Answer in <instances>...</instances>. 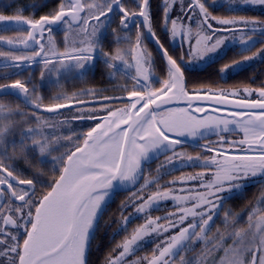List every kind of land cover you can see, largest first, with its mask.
I'll return each instance as SVG.
<instances>
[{
	"label": "snow or ice",
	"instance_id": "6c2138e0",
	"mask_svg": "<svg viewBox=\"0 0 264 264\" xmlns=\"http://www.w3.org/2000/svg\"><path fill=\"white\" fill-rule=\"evenodd\" d=\"M256 5L264 0L4 5L12 14L0 12V25L16 35H0V71L16 78L0 83L15 97L0 102V264H101L98 233L121 191L131 195L111 240L144 222L102 264H264V80L225 86L264 63V18L239 14ZM101 68L110 87H64ZM253 183L254 203L226 208ZM165 201L175 211L153 217ZM217 221L225 231L209 239ZM147 237L151 258L129 260Z\"/></svg>",
	"mask_w": 264,
	"mask_h": 264
},
{
	"label": "trees",
	"instance_id": "16d2710c",
	"mask_svg": "<svg viewBox=\"0 0 264 264\" xmlns=\"http://www.w3.org/2000/svg\"><path fill=\"white\" fill-rule=\"evenodd\" d=\"M11 2V0H0V12H3L4 14H12V10L11 9H5L4 5L9 4ZM33 2H37V0H18L19 4H29V3H33ZM25 15H29V12H25ZM9 32H14V31H8L6 33L9 34ZM237 50H230L228 51L225 59L223 61H221V63H225V62H230L231 59L236 55ZM3 58H0V60H2ZM217 69L220 67V64H217L215 66ZM9 69L8 71L11 72ZM100 71L101 70H97L98 74L96 75L95 81L89 83V84H83L80 85V83H78L79 87L77 86L75 81L72 82H68L64 85V87L69 91H74L76 89H81V88H85V85L88 86H99L100 84H103L106 80H104V78L100 75ZM212 69H209V72H211ZM37 78L39 76V73H36ZM197 75H199V77L201 79H204L206 74L203 73H199L193 74V77L195 78ZM4 73L2 71H0V83H10L11 79H15L16 77H11L9 80H5L4 78ZM255 79L256 80V84H259L261 80H264V63H260L255 67H248L245 71L239 73L238 75L234 76L232 79L228 80V84L225 86H230L231 84L240 82V81H244V82H249L250 80ZM72 88L74 90H72ZM44 91L46 94H54L55 93V89H52L51 91L49 90L48 86L45 85ZM15 99V97L13 96H4V95H0V102H9V101H13ZM187 150L190 154L195 155V152L193 151V149L191 147H186ZM131 195V192L129 193H118L115 196L114 201L111 203L110 208L108 210V212L105 214L104 217V222H102V229L101 231L98 233V240L97 243L100 246L99 251L96 253V257L99 259V261L103 262L104 258L109 255L111 253V250L115 247L114 245L116 244V242H112L111 243V236L112 233L115 232L117 230V228L119 227L118 222L122 221V216H121V212H120V206L122 203L127 202L129 196ZM260 195V191L256 188H249L246 193H245V199H237V200H231L228 202V204L226 205L227 207H231L233 209L234 212H241L243 209H245L246 207L249 206L250 203H254L255 200L258 198V196ZM175 209V208H174ZM133 209L129 208L124 215H128L130 212H132ZM223 214H221L222 216ZM246 220V217H245ZM138 223H143V219L141 221H137ZM136 222V220L134 219L132 221V223L130 224L132 226V228H135L138 226V223ZM129 225V226H130ZM216 228L221 229L222 232L225 231L224 227L222 224H220L219 221H217L216 227L213 228V231L209 234V239H211L216 232ZM131 230L132 229H128L127 233H123V234H119L118 236L115 237V240L118 241L117 239L120 238L119 242L122 241V239L125 238V236H130L131 234ZM110 242V243H109ZM203 250V245H199L197 246L196 250L194 252H190L187 255L192 257V256H198L200 255V253ZM114 255V253H112Z\"/></svg>",
	"mask_w": 264,
	"mask_h": 264
},
{
	"label": "flooded vegetation",
	"instance_id": "af4514ba",
	"mask_svg": "<svg viewBox=\"0 0 264 264\" xmlns=\"http://www.w3.org/2000/svg\"><path fill=\"white\" fill-rule=\"evenodd\" d=\"M223 8H221V9H219L218 11H221ZM224 10L225 9H223V14H228V13H226V11L224 12ZM217 11V12H218ZM241 13V12H240ZM242 14H247V15H250V16H260L261 18H264V15H262V14H264V9L262 8L261 10L260 9H258V10H254V11H246V12H243ZM1 27V26H0ZM1 28H3V27H1ZM0 35H7V36H15L16 35V33L15 32H9V34L8 33H6V32H4L3 30H1L0 31ZM54 39H56L58 42H62L63 41V39H64V36H63V33L61 32V33H58L57 35H55L54 36ZM152 45L151 44H149V47H151ZM257 47H260V45L258 44L257 45ZM231 50H238V49H231ZM261 62L258 60V61H255V62H253V64H251L249 67H255V66H257L258 64H260ZM98 70H101L102 71V68L101 69H98ZM10 71H13V70H10ZM100 71V72H101ZM98 74V72H96V75ZM24 76H27L28 75V73L27 72H24V74H23ZM91 79V78H90ZM72 81H75L76 82V84H77V86L79 87V85H78V83H80L78 80H69L68 82H72ZM67 82V83H68ZM78 82V83H77ZM80 85H83L82 83H80ZM111 85H108L107 84V82L105 81L103 84H100L99 86H88V85H85V87H96V88H101V87H110ZM72 90H74L73 88H72ZM74 91H79V89H76V90H74ZM108 95H112V93H108ZM155 167H156V164L154 163L153 165H152V168L153 169H155ZM188 170H190L189 172H195V171H199V169H193V168H185V169H183V171L185 172V171H188ZM185 173H188V172H185ZM175 175L176 176H179L180 175V173L179 172H177V173H175ZM166 178H168V177H166ZM165 178V179H166ZM169 178H172V177H169ZM161 183H165L164 181H162ZM250 188H256V189H258L260 192H261V189H260V184L259 183H253L251 186H250ZM130 193V192H129ZM259 197V196H258ZM172 210H174L175 211V209H174V207H173V205L171 204V202L170 201H165V202H161V207H160V210H158V211H153L152 212V216L153 217H156V216H165V215H168L169 213H171V211ZM136 220V222L137 221H141L142 219H135ZM144 222V221H143ZM165 221H161V223H164ZM138 223V222H137ZM139 224H141V223H138V225ZM128 229H132L133 230V228H132V226L130 225L129 227H128ZM132 230H131V233H132ZM121 234H123V232L121 233ZM130 236H131V234H130ZM129 236V237H130ZM152 237H147L146 238V240L147 241H149L148 243H144V242H141L142 243V247L140 248V250L136 253V255L135 256H130L128 259L129 260H135V259H137V258H140V257H145V256H147V257H149V258H151V254H152V249L155 247V244L154 243H152L151 241H152ZM118 241H116V240H114V241H112V240H110L111 241V243L112 242H116V244L117 243H121L124 239H122V241H120L119 242V240H120V238L119 239H117ZM110 243V242H109ZM115 244V245H116ZM114 245V246H115ZM115 254V253H114Z\"/></svg>",
	"mask_w": 264,
	"mask_h": 264
},
{
	"label": "rangeland",
	"instance_id": "374dc122",
	"mask_svg": "<svg viewBox=\"0 0 264 264\" xmlns=\"http://www.w3.org/2000/svg\"><path fill=\"white\" fill-rule=\"evenodd\" d=\"M238 3H239V0H238ZM264 9V7H261V6H259V5H256V6H246V7H241V10H240V12H239V14L240 15H247V14H242L243 12H246V11H254V10H258V9ZM224 12H225V10H224ZM216 14H223V9L221 10V11H218ZM247 16H250V15H247ZM1 27H3V25H0ZM0 27V31L3 29V28H1ZM253 39H258V37H256V36H254L253 37ZM177 43H179V39L177 40ZM226 47H227V45H226ZM232 49H235V48H232ZM255 61H258V60H255ZM255 61H252V62H250V65L251 64H253V62H255ZM183 150H187V148H185V149H183ZM161 159H163V158H161ZM190 170H188V171H185V172H189ZM192 172V171H191ZM173 178V177H172ZM172 178H166L165 180H164V182L166 183L168 180H171ZM171 202V201H170ZM171 204H172V202H171ZM172 212H174V210H172L171 211V213ZM164 223H166V222H164ZM220 231H221V229H219ZM222 232V231H221ZM134 260V259H133Z\"/></svg>",
	"mask_w": 264,
	"mask_h": 264
},
{
	"label": "water",
	"instance_id": "95a60500",
	"mask_svg": "<svg viewBox=\"0 0 264 264\" xmlns=\"http://www.w3.org/2000/svg\"><path fill=\"white\" fill-rule=\"evenodd\" d=\"M128 192H130V191H121V192H118V193L122 194V193H128Z\"/></svg>",
	"mask_w": 264,
	"mask_h": 264
}]
</instances>
